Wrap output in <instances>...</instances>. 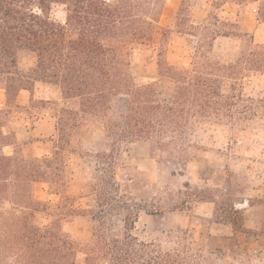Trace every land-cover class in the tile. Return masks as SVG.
<instances>
[{
  "label": "trees",
  "instance_id": "trees-1",
  "mask_svg": "<svg viewBox=\"0 0 264 264\" xmlns=\"http://www.w3.org/2000/svg\"><path fill=\"white\" fill-rule=\"evenodd\" d=\"M163 2L0 0V88L6 99L0 111L15 108L19 90L32 89L35 81L55 85L66 101L55 120L50 155H29L25 142L12 130L4 132L0 123V264H97L100 258L107 264H200L202 247L183 230L163 231L149 242L138 239L133 231L141 209L134 208L137 204L118 179L122 166L118 159L131 143L158 134H184L196 118H229L232 125L243 119H264V89L255 98L236 93L246 71L264 74V45L253 44V35L241 30L238 10L237 19L222 24L224 30L211 24V18L217 20L214 11L233 15L221 10L226 0H211L204 23L191 24L188 31L175 24L161 33L163 41L166 33L197 38L188 68L170 66L158 53V74L174 81L169 101L161 104L156 101L155 82L139 75L134 52L154 43ZM53 4L65 5L63 23L51 18ZM219 36L242 41L234 60L225 59L230 53L216 50ZM19 51L34 54L36 63L29 71L18 68ZM113 95L125 96L127 103L117 137L104 136L102 141L103 145L105 138L110 140L109 153L97 151L100 159L109 162V170L104 169L107 175L97 185L99 212L92 244L78 240L73 232V223L83 211L66 194V159L69 154L88 153L82 148L84 142L106 131L104 118ZM6 146L12 147L10 154L4 152ZM38 182L48 183L60 200L35 198L33 188ZM114 214L122 217L121 230H112ZM171 242L173 247L167 245Z\"/></svg>",
  "mask_w": 264,
  "mask_h": 264
},
{
  "label": "rangeland",
  "instance_id": "rangeland-1",
  "mask_svg": "<svg viewBox=\"0 0 264 264\" xmlns=\"http://www.w3.org/2000/svg\"><path fill=\"white\" fill-rule=\"evenodd\" d=\"M210 1L164 0L160 28L153 35L154 43L134 52L139 75L155 82L157 102L167 103L174 89L170 77L158 74V53L161 52L160 59L168 65L188 68L197 45L194 36L166 33L163 41L161 33L175 24L188 31L191 24L204 23ZM65 9L63 4H53L51 18L63 23ZM221 10L233 15L226 17L214 11L217 20L211 18V24L224 30L222 24L237 19L234 13L238 10L241 30L253 35V44L264 45V0H226ZM241 44L239 39L219 36L215 48L230 53L225 59L232 61ZM35 63L33 53L18 52L20 70L29 71ZM263 89L264 74L246 71L236 93L255 98L262 95ZM48 90L51 100L32 99L23 110L28 114H21L12 106L0 111L4 132L13 124L19 140L26 142V152L32 156L36 151L51 154L56 135L52 124L59 109L66 104L59 89L48 86ZM126 103L125 96H111L104 118L106 131L84 142L82 148L88 153L69 154L66 159V194L74 199V206L83 211V216L73 223L74 235L80 241L94 243V218L99 212L97 185L107 175L104 169L109 170V162L98 156L109 153L110 140L105 138L103 145L102 141L104 136L117 137ZM228 119L196 118L191 120L192 128L182 135L158 134L121 150L118 160H122V166L119 165L117 176L124 182L127 195L137 204L134 208L141 209L133 231L139 240L149 242L160 237L163 231L183 230L187 238L202 247L200 264L264 261V119H243L238 125L228 123ZM3 150L10 154L12 147L6 146ZM33 189L37 199L60 200L46 182L36 183ZM112 194L108 190V198ZM109 201L117 203L113 199ZM111 223L112 230H121L122 217L114 214ZM167 245L173 247V242ZM83 256L80 254V259ZM97 264H107V261L100 258Z\"/></svg>",
  "mask_w": 264,
  "mask_h": 264
},
{
  "label": "crops",
  "instance_id": "crops-1",
  "mask_svg": "<svg viewBox=\"0 0 264 264\" xmlns=\"http://www.w3.org/2000/svg\"><path fill=\"white\" fill-rule=\"evenodd\" d=\"M48 86H53L54 88L58 89L55 85H51V84L44 83L41 81H35L33 86H32V89H30V90H27V89L19 90V92L17 93V95L15 97V105H16L15 109L18 110V112H20L21 114L22 113L28 114L26 111L23 112V110L27 109V106L29 105V103L32 99L38 98L41 100L50 101L51 98L49 97L50 92L48 90ZM5 106H6L5 92L2 88H0V110H2ZM10 123H12V122H10ZM49 124L51 126V122ZM54 124H52L53 128H54ZM12 127H13V124H11L10 126L8 125L7 131L12 130L15 133V136L17 137V139L19 140L20 138L17 136L15 129ZM4 128H5V126L3 127V129ZM19 141L24 142V140H19ZM38 141L39 140H37V142ZM25 146H26V142H25ZM40 153H41L40 151H36V152H34L33 155H38Z\"/></svg>",
  "mask_w": 264,
  "mask_h": 264
}]
</instances>
